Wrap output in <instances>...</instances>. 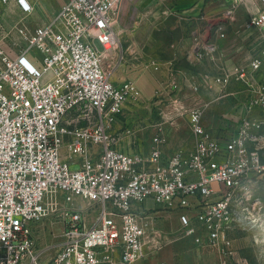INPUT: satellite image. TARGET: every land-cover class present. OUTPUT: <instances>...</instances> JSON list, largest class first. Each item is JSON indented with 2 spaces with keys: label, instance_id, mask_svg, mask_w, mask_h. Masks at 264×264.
Returning a JSON list of instances; mask_svg holds the SVG:
<instances>
[{
  "label": "built area",
  "instance_id": "1",
  "mask_svg": "<svg viewBox=\"0 0 264 264\" xmlns=\"http://www.w3.org/2000/svg\"><path fill=\"white\" fill-rule=\"evenodd\" d=\"M123 2L66 0L45 26L17 29L26 45L15 42L18 52L6 45L10 34L2 31L0 264H146L147 248L160 249L164 236L153 228L148 200L181 212L185 237L200 245L206 239L225 258L231 253L233 201L264 179L261 155L251 149L245 129L223 141L213 138L200 109L189 113L191 153L165 157L161 129L148 156L119 151L121 135L110 134L112 124L127 104L142 98L136 82L113 80L133 55L114 29ZM17 3L30 11L25 0ZM247 28L264 31V10ZM32 52L41 70L27 58ZM263 65L261 49L252 73L236 74L253 86ZM146 69L160 65L150 62ZM230 79L222 74L215 81L226 87ZM256 94L251 106L264 108V90ZM48 219L61 223L62 242L43 262L34 234Z\"/></svg>",
  "mask_w": 264,
  "mask_h": 264
},
{
  "label": "crops",
  "instance_id": "2",
  "mask_svg": "<svg viewBox=\"0 0 264 264\" xmlns=\"http://www.w3.org/2000/svg\"><path fill=\"white\" fill-rule=\"evenodd\" d=\"M25 2L30 6L28 12L17 0L3 9L0 5V42L2 31L6 30L22 46L20 36L15 35L17 29L45 26L58 15L66 0ZM130 2L135 4L133 26L142 29L152 21L156 31L169 26L180 37L171 44L173 54L169 59L155 61L160 65L158 71L130 61L115 71L113 80L117 85L134 81L142 95L138 103L127 104L112 124L110 134L121 135L119 151L148 156L153 138L161 129L166 138L162 148L165 157L178 150L191 153L195 137L189 128V113L200 109L202 125L213 138L223 141L245 129L252 139L251 149L259 151L264 162V108L251 106L256 93L264 90V65L254 74L253 86L236 74L237 70L251 74L253 56L264 49V31L247 28L250 19L264 10L261 0H124L121 20L126 17ZM167 20L174 23L166 26ZM222 74L231 75L226 87L215 81ZM62 155L66 159V148ZM72 167L77 169L79 165ZM145 208L159 214L163 210L153 200H148ZM171 223L170 229L174 226ZM167 241L163 236V246ZM203 244L219 253L206 239ZM151 249L147 248L146 264H174V247L157 254Z\"/></svg>",
  "mask_w": 264,
  "mask_h": 264
},
{
  "label": "rangeland",
  "instance_id": "3",
  "mask_svg": "<svg viewBox=\"0 0 264 264\" xmlns=\"http://www.w3.org/2000/svg\"><path fill=\"white\" fill-rule=\"evenodd\" d=\"M134 9V2H130L126 17L123 20L120 17L114 24V29L122 39L123 48H130V54L133 53L129 56L130 63L145 67L158 59H169L173 54L171 44L180 37L176 30H170L168 26L160 32L156 31L152 21L143 25L142 29L133 26L131 22L136 13ZM165 22L166 26L174 23L172 20ZM15 35L18 36V33L15 32ZM13 36L10 34L5 43L14 48V52H18L21 48L13 47L16 42ZM19 39L20 44L25 47V43ZM27 58L41 70L42 65L35 60L33 52ZM233 202L234 224L233 230L228 234L231 253L226 258L215 253L206 244H197L194 237L186 238L179 219L181 212L165 209L160 210V214L158 211L149 212L154 230L162 232L168 238L164 246L151 249V252L157 254L168 247H174V264H264V179L238 192ZM170 222L174 224L171 229L168 227ZM34 237L36 250L42 254V261H48L61 244V223L55 219L45 220L39 225Z\"/></svg>",
  "mask_w": 264,
  "mask_h": 264
}]
</instances>
